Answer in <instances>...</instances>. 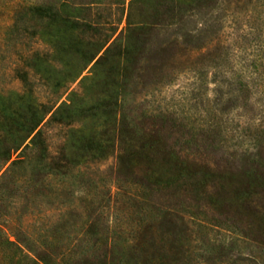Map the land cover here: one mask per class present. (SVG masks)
<instances>
[{"label": "rangeland", "instance_id": "374dc122", "mask_svg": "<svg viewBox=\"0 0 264 264\" xmlns=\"http://www.w3.org/2000/svg\"><path fill=\"white\" fill-rule=\"evenodd\" d=\"M0 228L43 264H264V0H0Z\"/></svg>", "mask_w": 264, "mask_h": 264}, {"label": "trees", "instance_id": "16d2710c", "mask_svg": "<svg viewBox=\"0 0 264 264\" xmlns=\"http://www.w3.org/2000/svg\"><path fill=\"white\" fill-rule=\"evenodd\" d=\"M4 241L5 243H3L6 248V250H8L10 253L11 251H17V252H21V255L23 256V262L25 264H43L40 260L38 259H33L31 257H29L28 255H26L22 249L13 241H11L9 238L5 237L4 235V231H2V229L0 228V241ZM2 244V245H3ZM4 247V246H2ZM8 252V253H9Z\"/></svg>", "mask_w": 264, "mask_h": 264}]
</instances>
